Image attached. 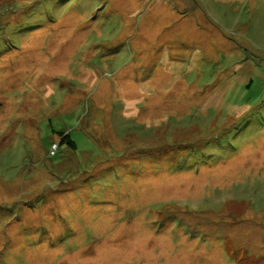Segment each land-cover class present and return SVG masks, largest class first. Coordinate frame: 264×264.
Instances as JSON below:
<instances>
[{
  "label": "rangeland",
  "instance_id": "374dc122",
  "mask_svg": "<svg viewBox=\"0 0 264 264\" xmlns=\"http://www.w3.org/2000/svg\"><path fill=\"white\" fill-rule=\"evenodd\" d=\"M0 264H264V0H0Z\"/></svg>",
  "mask_w": 264,
  "mask_h": 264
},
{
  "label": "trees",
  "instance_id": "16d2710c",
  "mask_svg": "<svg viewBox=\"0 0 264 264\" xmlns=\"http://www.w3.org/2000/svg\"><path fill=\"white\" fill-rule=\"evenodd\" d=\"M62 137L60 140V143H67L72 149H75L76 146V142L70 138V134H65V133H61Z\"/></svg>",
  "mask_w": 264,
  "mask_h": 264
},
{
  "label": "built area",
  "instance_id": "2783aa9c",
  "mask_svg": "<svg viewBox=\"0 0 264 264\" xmlns=\"http://www.w3.org/2000/svg\"><path fill=\"white\" fill-rule=\"evenodd\" d=\"M56 148H57V145H56V144H54V146H53V148H52V153H54V152H55Z\"/></svg>",
  "mask_w": 264,
  "mask_h": 264
},
{
  "label": "bare ground",
  "instance_id": "6f19581e",
  "mask_svg": "<svg viewBox=\"0 0 264 264\" xmlns=\"http://www.w3.org/2000/svg\"><path fill=\"white\" fill-rule=\"evenodd\" d=\"M126 5H128V4H126ZM126 5H125V6H126ZM126 7H128V6H126ZM130 7H131V6H129L128 8H130ZM132 8H133V6H132L130 9H132ZM127 10H129V9H127ZM132 10H133V9H132ZM9 83H10V82H9Z\"/></svg>",
  "mask_w": 264,
  "mask_h": 264
}]
</instances>
